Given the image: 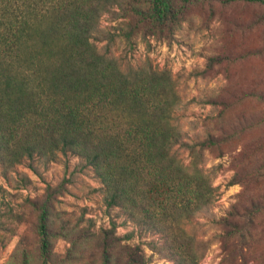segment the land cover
I'll return each mask as SVG.
<instances>
[{
    "label": "trees",
    "instance_id": "trees-1",
    "mask_svg": "<svg viewBox=\"0 0 264 264\" xmlns=\"http://www.w3.org/2000/svg\"><path fill=\"white\" fill-rule=\"evenodd\" d=\"M142 1L144 6L140 0H0V163L12 167L24 159L53 161L66 154L83 159L104 186L107 208H118L136 225L116 236L111 221L102 234L103 264H146L142 244L176 264H198L205 248L193 250L185 226L195 214H208L215 198L201 157L217 139L181 140L174 113L179 96L170 70L148 62L121 65L95 43L105 39L100 27L105 13L137 18L122 34L126 39L137 24L170 38L192 2ZM233 1L264 6V0ZM179 148L188 152L187 164ZM245 210L252 222L264 202ZM235 215L243 219V212ZM221 222L231 228L224 240L236 234L243 246V221ZM38 230L42 264H48L46 208ZM148 234L162 239L143 240ZM134 238V244H121ZM241 247L240 254L229 250V261L245 264ZM223 249L226 253L228 244Z\"/></svg>",
    "mask_w": 264,
    "mask_h": 264
},
{
    "label": "rangeland",
    "instance_id": "rangeland-1",
    "mask_svg": "<svg viewBox=\"0 0 264 264\" xmlns=\"http://www.w3.org/2000/svg\"><path fill=\"white\" fill-rule=\"evenodd\" d=\"M136 21L103 14L100 27L107 33L95 40L98 49L121 65L148 62L170 70L179 96L174 113L181 140L217 139L201 157L216 187L215 198L208 214H195L185 226L193 250L205 248L198 264H236L229 261V250L240 254L242 245L236 234L224 240L231 231L221 222L226 217L243 221L244 263L264 264V210L252 222L245 210L252 202H264V6L192 0L170 38L146 33L137 24L126 39L122 34ZM178 156L184 164L190 159L183 148ZM43 208L50 233L48 264H103L102 234L111 221L117 225L116 236L136 229L118 208H107L99 177L78 156L58 155L53 161L35 157L12 167L0 163V264H42L38 225ZM235 210L243 212V219L231 216ZM151 238L162 239L148 234L143 240ZM141 248L146 264H176L144 244Z\"/></svg>",
    "mask_w": 264,
    "mask_h": 264
}]
</instances>
